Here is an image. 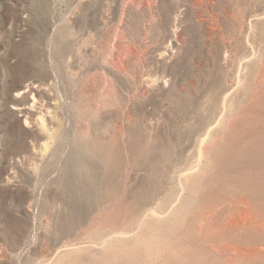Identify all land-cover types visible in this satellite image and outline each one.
I'll return each instance as SVG.
<instances>
[{"label": "rangeland", "instance_id": "374dc122", "mask_svg": "<svg viewBox=\"0 0 264 264\" xmlns=\"http://www.w3.org/2000/svg\"><path fill=\"white\" fill-rule=\"evenodd\" d=\"M0 264H264V0H0Z\"/></svg>", "mask_w": 264, "mask_h": 264}, {"label": "bare ground", "instance_id": "6f19581e", "mask_svg": "<svg viewBox=\"0 0 264 264\" xmlns=\"http://www.w3.org/2000/svg\"><path fill=\"white\" fill-rule=\"evenodd\" d=\"M243 220H248V219H243ZM261 254V253H260Z\"/></svg>", "mask_w": 264, "mask_h": 264}]
</instances>
